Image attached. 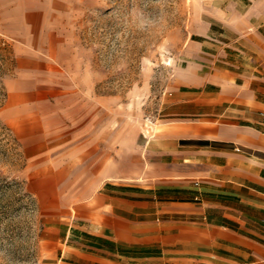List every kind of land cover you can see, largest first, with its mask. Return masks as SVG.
<instances>
[{
  "label": "crops",
  "instance_id": "obj_1",
  "mask_svg": "<svg viewBox=\"0 0 264 264\" xmlns=\"http://www.w3.org/2000/svg\"><path fill=\"white\" fill-rule=\"evenodd\" d=\"M98 1L0 0V34L13 40L16 58L4 120L26 151L77 145L72 187L82 203L63 257L73 264H264V0H200L165 123L158 133L146 123L141 158L127 165L120 155L115 168L109 115L96 123L95 107L83 104L94 97V76L71 78L65 36ZM71 96L81 100L72 106ZM72 118L77 129L64 141L70 124L54 123Z\"/></svg>",
  "mask_w": 264,
  "mask_h": 264
},
{
  "label": "rangeland",
  "instance_id": "obj_2",
  "mask_svg": "<svg viewBox=\"0 0 264 264\" xmlns=\"http://www.w3.org/2000/svg\"><path fill=\"white\" fill-rule=\"evenodd\" d=\"M199 2L99 0L83 7L85 14L73 22L76 28L65 33L71 40V78L80 79L86 72L94 76V97H84L83 104L95 107L96 123H106L109 115L112 168L118 166L120 155L127 165L141 158L146 123L155 124V133L165 123L176 71L184 64L181 52L190 39ZM13 44L0 34V264H73L63 257L61 243L71 232L70 218L76 217L77 203H82L72 187L77 177L71 172L78 166L70 154L77 145L37 144L26 151L7 125L2 114L6 79L16 68ZM75 83L71 81L72 88ZM78 83L87 86L85 79ZM77 99L71 96L70 104L76 105ZM66 123L71 129L64 132V141L67 133L77 129L74 119L54 123L56 127ZM102 144L95 146L100 156ZM83 243L89 247L94 241L86 236Z\"/></svg>",
  "mask_w": 264,
  "mask_h": 264
}]
</instances>
